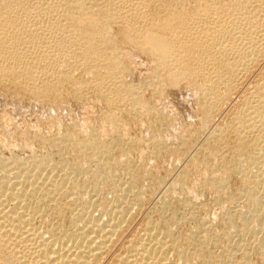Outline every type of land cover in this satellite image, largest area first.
I'll use <instances>...</instances> for the list:
<instances>
[{"label":"bare ground","instance_id":"6f19581e","mask_svg":"<svg viewBox=\"0 0 264 264\" xmlns=\"http://www.w3.org/2000/svg\"><path fill=\"white\" fill-rule=\"evenodd\" d=\"M25 2L24 0H0V83L15 81L19 78H16V75L22 76L24 80H19V88L43 100L60 99V97H63L61 100H64L65 96L70 95L76 97L79 96L82 89L89 86L90 92L92 91L96 96L104 99L105 107L108 109H105L104 114L102 112L105 121L115 124L117 129L120 128L117 125L119 122L121 123L119 121L121 114L130 118L153 115L152 109L148 107L149 105L146 106L148 103L144 104L138 90L143 83L139 80L141 84L124 85V81L121 80L123 71H125V61L136 65L133 57L137 51L147 55L148 59L150 57L151 61H155L156 64L150 73L152 77L157 78V91H162L166 86L177 88L183 84L188 85L191 94L193 93L201 100L198 105L204 119H209V116L219 109L224 100L228 99L227 97L230 96L228 94H231L234 87L238 89L237 81L247 70L249 71L250 64H253L258 59L257 57L264 53V0H235L234 2L196 0L197 5L194 7L191 5L193 7L191 8L189 4L190 9L183 8L184 5H180L183 3L176 2V0H102L103 4L98 0H69L62 3L57 14L53 13V6L47 0H38V6L35 5L37 7H31L30 2L27 3L30 6L28 7ZM152 5L158 7V11L147 12ZM36 9L39 13L36 12ZM41 13H44L46 19L44 15H41L44 17L43 20L40 18ZM116 27L122 42L137 50L135 53L133 52L134 55L129 54L130 51L124 52L118 45L116 46L118 37L110 35L111 29ZM115 34H117L116 31ZM39 49L44 55L32 58L31 52L36 51L37 54ZM35 63H37L36 66H34ZM129 65L132 66V64ZM80 70L87 75L75 79L74 73ZM34 76H37L35 77V80L38 78L37 81L30 82V80L34 81ZM66 82L72 89L74 87L72 93L66 92L67 88H64L66 84L63 85ZM252 88L248 96L243 98L242 107L232 113L223 129L214 130L211 136L217 140H223L231 132L236 142L238 141L237 146L240 144L238 151L249 152L245 161L248 166L250 165V169L244 168L241 164L234 169V173L240 174L239 176L247 187L240 198L249 201L247 214H241L239 220L243 225L250 220L257 226L258 230L256 231L264 233V193L259 194L261 191H258L260 186L262 188L264 186V74ZM232 94L234 93L232 92ZM219 125L221 126V124ZM93 131L89 133L90 140H80L74 148L79 155L92 154L98 160V167L91 173H87V176L90 174V177H87L89 182L104 183L113 192L119 194L136 192L137 188L133 190L129 183L127 185L114 183L111 174L108 173L111 171L112 165H116L120 160L117 157L115 159L111 154L114 143L101 141L99 135ZM73 133L72 129L60 140L63 139L66 142ZM250 135L254 138L251 139V143L247 139ZM73 138L74 136L71 139ZM44 157L46 158V155ZM44 157L35 155L26 161H21L16 157L12 158L10 163L6 162L10 164L6 166V168L10 167L8 172L3 167L5 162L0 160L3 164L0 162V171L1 167L3 170L5 169L4 174L0 172V190L2 189L0 192L3 191L0 197L3 196L4 199L1 201H10L14 206L10 210L6 209L9 203L8 205L5 203L6 207L0 203V251L2 253L0 264H96L101 258L103 259L108 245L112 242V237L118 235L119 229L122 228L121 222L125 217H118L115 213V216L113 213H107L108 218L105 220L100 216H93L87 210L93 201L84 202L88 198H84L85 200L82 198L84 201L82 200L83 203L80 201L79 204L84 209L78 213L81 214L78 217L79 223L71 222L76 223L77 230L73 236L78 241L77 244L75 243L77 246H74L79 250H74L71 247L74 251H71L70 248V250L63 248L60 251L59 248L58 250L53 248L50 245L52 243L49 244V239L48 241L45 237L46 240L41 239V233V237L38 236L41 240L33 241V235L27 227L30 222L28 224L24 214L15 215L17 211H20V207H25V190L33 184L27 179L32 176V172L38 171V174H42V170L46 171L49 168L47 172L43 173H46L51 182L50 186L56 191H60L64 183H71L73 189L77 188L76 190L79 191L87 186L84 183L88 184V181L76 177L81 171L75 172L76 170L73 171L70 166L69 168L65 167L63 162L50 161L51 163H49ZM54 169L56 172H61L59 173L60 178L58 177L59 182L54 179ZM25 171H28V176L29 173L31 174L29 177L26 176L28 178L25 179L24 175V179H21ZM35 176L37 175L35 174ZM46 181L44 180V182ZM214 181L218 180L214 179ZM39 182L41 183V181ZM45 184L34 185L36 188L31 192H39L44 196L49 195L51 192L48 194L47 184ZM86 190L88 189L86 188ZM26 192L28 191L26 190ZM123 197L125 198V196ZM24 210L26 208L21 211ZM5 211L9 214H5ZM104 212L106 213V210ZM230 218L232 219V217ZM31 228L33 229L32 225ZM149 230L151 229L149 228L147 231ZM145 234V240L141 236V239L138 238L135 242L126 244L123 253L115 259L113 264H171L169 259L166 260V256L173 249L177 253V258L182 261L181 264H195L193 261L191 262V254H187L186 249L177 247L178 245L175 246L174 243L171 246L170 242L166 241L168 232L161 235L160 232L151 230ZM69 237L71 238V236ZM74 237L73 241L76 240ZM209 240L211 239L204 238L193 244L203 264H212L208 255L204 253L209 247ZM262 240L259 245H256V248L257 251H260V255L257 252V256L261 257V264H264V238ZM21 246L23 250L20 253L18 248ZM244 254L243 259H247L246 252ZM178 263L180 264L177 260L176 264Z\"/></svg>","mask_w":264,"mask_h":264},{"label":"rangeland","instance_id":"374dc122","mask_svg":"<svg viewBox=\"0 0 264 264\" xmlns=\"http://www.w3.org/2000/svg\"><path fill=\"white\" fill-rule=\"evenodd\" d=\"M47 1L53 6V13L57 14V11L59 12L62 7V3L69 0ZM98 1L103 4L102 0ZM179 1L183 3H180V5H184L183 8L187 9L197 5L196 0ZM179 1L176 0V2ZM231 1L234 2L235 0H228V2ZM28 2H30L29 5L31 7L38 6V0H27L25 2L26 6L30 7L27 4ZM149 8L151 9L147 11L149 13L158 11V7L155 5ZM36 10L38 12V9ZM41 15L43 16L44 13L40 14V18L43 20L45 17L46 19L45 15L44 17H41ZM115 31L117 34H115ZM111 34L119 38L116 39L117 42L115 44L116 46L118 45L120 50L124 52L130 51L129 54L131 53V55L137 51L132 46H126L122 42L123 40L118 35L119 30L117 27L111 29ZM32 54L33 56H31ZM261 54V56L257 57L259 60L257 59L253 64H250L249 71L247 70V73L245 72L237 81L236 87L238 89L234 87L230 92L231 94H228L230 95L227 97L228 99L224 100L219 109L213 112L215 116L211 115L209 119H204L198 105L201 100L194 96L193 93L191 94L188 85L183 84V87H177L178 89L166 86L162 91H157V78L152 77L150 73L156 63L151 61L150 57L148 59L147 55L137 51L135 57H133L136 65L134 66L133 63L125 61L126 68L124 66V70L126 73L123 71L122 78H120L124 81V85L131 84L134 86L135 83L141 84L140 81L144 84L140 85L141 87L138 90L144 104L148 103L146 106L149 105L148 107L152 109L153 115H141V117L130 118L121 114L119 119L121 123L119 122L117 125L118 128L120 126V130L117 129L115 124H109L105 121L103 114L108 109L105 107L104 99L96 96L92 91L90 92L89 89L91 88L89 86H87V90V87L82 89L78 94L79 96H65L64 100H61L63 97H60V99L55 98V102L53 98L43 100L28 91H26L27 93L22 91L19 88V80H24L22 76L16 75V78L19 77L17 80L0 83V160L5 163L3 165L0 162L7 169L6 171L8 172L10 168H6V166L10 165L7 163H10L12 158L16 157L21 161H26L35 155L36 157H44L46 155V158H44L49 163H51L50 161L63 162L66 165L65 167L69 168L70 166L73 171L76 170L75 172L81 171V175L80 173L76 175L78 179L88 181V184L84 183L87 186L82 190L83 192L76 190L77 188L73 189L71 183H64L61 186L62 189L56 191L50 186L51 182L47 178L46 173H43L47 172L49 168L46 171L42 170V174H38V171L32 172V174L29 173V176L30 174L32 175L30 177L28 176V171L22 174L21 179L32 177L31 179L28 178L27 181H31L33 183L31 187L33 186L34 188L26 189L28 192L25 190L24 203L26 204L24 205L25 207H20L19 210L21 211L25 208L26 210L14 213L15 215L24 214L28 224L30 222L27 227L31 235H33V241L36 239L40 241L42 238L46 240L45 238H47V241L49 239V244L52 243L50 245L56 250L58 248L59 250L61 249L60 251L63 248L65 250L72 248L79 250L76 247L78 239L73 234L77 230L75 224L79 223L78 217L81 216L78 213H81L82 209H84L80 207L79 203L84 198H88V200L84 199L85 201H83H93L91 206L87 208L88 212L93 216H100L103 220L108 218L109 213H113L114 216L116 214L118 217H125L121 222L122 228L119 229L118 235H114L111 240L113 243L110 242V246L108 245V252L106 251L103 259L101 258L96 264H113L129 243L135 242L141 236L145 240V232H151V230H156L160 234L165 233L166 230L165 234L169 233L166 241L170 242L171 246L174 243L175 246L178 245L177 247L186 249L187 254H191V262L193 261L195 264H203V262L197 251H195L193 244L204 238L211 239L209 240V247L204 253L208 255V259L212 264H261V257L257 256L258 253L260 255V251H257L256 245L263 241L264 233L256 231L258 230L256 229L257 226L252 224L250 220L244 225L239 220L241 214H247L249 201L240 198L247 187H245L241 176H239L240 174L234 173V169L239 164L246 169H250V165L248 166L245 161L249 152L238 151L240 144L237 146L238 141L236 142L231 132L228 134L226 132L227 136L223 140H217L211 136L214 130L223 129L232 113L242 107L243 98L246 95L248 96L256 81L264 74V53ZM31 55L29 56L36 58L37 55L44 54L39 49L37 54L35 51L31 52ZM31 57L30 59H32ZM129 64H132V66ZM36 65L37 63L34 66ZM84 73L82 70L76 71L74 73L75 79L77 77H85L87 74ZM35 77L37 76H34V81L30 80V82L37 81L38 78L35 80ZM63 85H65L64 88H67L65 90L68 93H72L71 91L74 90V87L72 89L67 82L63 83ZM158 87L160 86L158 85ZM14 91H17V95ZM207 121H209V124ZM70 129H73L74 135L69 134L70 139L66 142L63 139L60 140V138H64L71 131ZM91 131L99 135L98 137L101 141L114 143L111 154L115 159H120L119 162H121L112 165L113 167L110 168L111 171H108V173L111 174L115 184L127 185L129 183L133 190L137 188L136 192H134L135 194L125 192L126 195L129 194L126 196L125 193L113 192L104 183L89 182L90 174L87 176V173H91L98 167V160L92 154L83 153L79 155L74 148L80 140H90L89 133ZM71 136H74V138L71 139ZM247 139L251 143L254 138L250 135ZM70 141L72 142L70 143ZM3 167H1L0 171L2 174L5 173ZM54 170L53 175L55 174V178H52L59 182V173L61 172ZM24 175L25 177L23 178ZM42 177L43 179L45 178V181L46 178L48 179L49 185L47 181L44 182L41 179ZM214 179L218 181H214ZM39 181L47 184H45L46 191H48V194L51 192L49 195L44 196L42 193L39 194V192H31L33 189L35 190L37 184H41ZM258 191H261L260 193L258 192L259 194L264 193V186L263 188L260 186ZM2 193L3 191L0 192V195ZM121 195L125 196V198ZM1 200H4L3 196L0 197ZM77 201L79 202L76 203ZM0 203L5 205L4 207H6L5 203L7 205L9 203L6 209L14 207L10 201H1ZM105 210L106 213L104 212ZM7 213L9 214V212L5 214ZM26 213H29L28 216H26ZM71 222L76 223L73 224ZM149 228L151 230L147 231ZM32 230H35V233ZM73 237L76 242L73 241ZM34 245L37 244L34 243ZM18 249L20 253L23 250L22 246ZM18 249L16 250L18 251ZM73 249L71 251H74ZM245 252L247 259L242 257ZM176 254L174 249L171 250V253L168 252L166 260L168 261L169 259L171 264L172 262L176 264L178 260L181 264L182 261L177 258ZM174 259L175 261H173ZM195 260H197V263Z\"/></svg>","mask_w":264,"mask_h":264}]
</instances>
